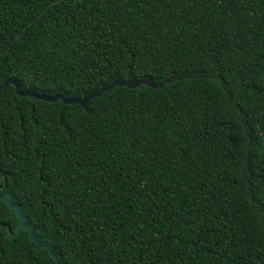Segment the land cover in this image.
<instances>
[{
	"label": "trees",
	"instance_id": "obj_1",
	"mask_svg": "<svg viewBox=\"0 0 264 264\" xmlns=\"http://www.w3.org/2000/svg\"><path fill=\"white\" fill-rule=\"evenodd\" d=\"M0 185L61 264H264V0H0Z\"/></svg>",
	"mask_w": 264,
	"mask_h": 264
},
{
	"label": "water",
	"instance_id": "obj_2",
	"mask_svg": "<svg viewBox=\"0 0 264 264\" xmlns=\"http://www.w3.org/2000/svg\"><path fill=\"white\" fill-rule=\"evenodd\" d=\"M180 78L179 75H171L170 77L158 81L153 82L147 79H136V80H130V79H120L115 80L112 83L108 85H104L99 87L96 90H93L91 92L85 93L82 96H71V97H65L61 93H53L51 95L43 94V93H37L30 89L22 90L19 82L15 79L8 78L6 79L2 87L6 86L7 84H11L14 87V92L18 96H31L36 99H42L46 101H56L60 100L63 104H79L81 107L86 108L89 104L90 100H92L94 97L100 95L103 91L109 90L110 88L116 86V85H123L127 87H134L139 85L140 83L150 85L151 87H161L164 83L170 82L174 79ZM3 189V186L0 185V201H3L6 203L7 207L12 209L15 213V216L18 219L17 224L15 225L13 231L10 230L9 227H6L3 224H0V229L6 228L7 231V238H13L17 236L22 229H27L28 237L33 242V247L38 250L41 247L45 248L49 255L54 260L55 264H61L59 261L57 255L54 253L51 245L47 242L42 240L39 236H37L33 230V224L29 223L26 220L25 215L21 212L20 206L18 203L13 202L12 196L9 192L1 193V190Z\"/></svg>",
	"mask_w": 264,
	"mask_h": 264
}]
</instances>
